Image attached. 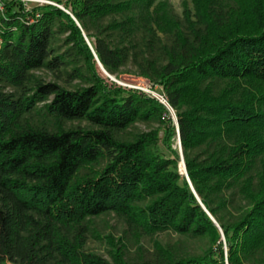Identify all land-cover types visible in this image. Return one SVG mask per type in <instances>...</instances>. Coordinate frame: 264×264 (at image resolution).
I'll use <instances>...</instances> for the list:
<instances>
[{
    "label": "trees",
    "instance_id": "16d2710c",
    "mask_svg": "<svg viewBox=\"0 0 264 264\" xmlns=\"http://www.w3.org/2000/svg\"><path fill=\"white\" fill-rule=\"evenodd\" d=\"M48 1L0 0V264H264V0Z\"/></svg>",
    "mask_w": 264,
    "mask_h": 264
},
{
    "label": "rangeland",
    "instance_id": "374dc122",
    "mask_svg": "<svg viewBox=\"0 0 264 264\" xmlns=\"http://www.w3.org/2000/svg\"><path fill=\"white\" fill-rule=\"evenodd\" d=\"M21 2L24 3V7L26 8H31L33 5L38 4L40 2L42 3H51L48 0H28V1H22L19 0ZM253 0H237L238 4H239V8L244 11L247 10L249 5L251 4ZM170 2L173 4L174 8L176 9L177 12H180L181 10V2L182 0H170ZM97 71L100 74V76L105 80V82L107 83V85L111 88L113 87H120L123 88L125 90L128 91H133V92H137L138 94L145 96V92L138 90L140 89H147L149 90V92L152 93V95H161L162 91H161V87L159 86H153L151 85L147 80L136 77L134 75H129V74H124L123 76L116 78V77H111L109 78L108 75L103 71V69L101 68V66L98 64L97 66ZM132 88H136V89H131ZM175 119V117H174ZM174 149H178L179 150V139L175 142ZM180 152V150H179ZM168 153V152H166ZM109 223L106 225H102V230H104V233L106 234L102 243L100 244H95V248L99 251V253L107 260H110V256L108 253V249L110 248L109 246H107V243H105L109 238H107L108 236H110L109 234H111L115 240H118L121 238V231L119 230V227L116 226L115 220L113 219H108ZM226 264L227 261H226Z\"/></svg>",
    "mask_w": 264,
    "mask_h": 264
},
{
    "label": "built area",
    "instance_id": "2783aa9c",
    "mask_svg": "<svg viewBox=\"0 0 264 264\" xmlns=\"http://www.w3.org/2000/svg\"><path fill=\"white\" fill-rule=\"evenodd\" d=\"M22 1H28V0H22ZM38 4H40V5H43V4H51V3H47V2H45V3H42V2H40V3H38ZM0 10H3V7H2V4H1V2H0ZM0 43H1V37H0ZM106 73V72H105ZM107 74V73H106ZM108 75V74H107ZM108 77L109 78H111L112 76H110V75H108ZM151 85H153V86H156V85H154V83H152V82H150V81H148ZM157 87V86H156ZM131 89H136V88H132V87H130ZM158 88V87H157ZM137 90V89H136ZM138 90H141V91H144L145 92V96H148V97H151V98H154V99H156L157 101H159L161 104H163V105H166L167 106V99H166V97H165V95L164 94H161V95H152V93L151 92H149V90H147V89H145V90H143V89H138ZM161 91H162V89H161Z\"/></svg>",
    "mask_w": 264,
    "mask_h": 264
},
{
    "label": "water",
    "instance_id": "95a60500",
    "mask_svg": "<svg viewBox=\"0 0 264 264\" xmlns=\"http://www.w3.org/2000/svg\"><path fill=\"white\" fill-rule=\"evenodd\" d=\"M99 65L102 67V65L99 63ZM103 68V67H102ZM179 137H178V139H179V150H180V155H181V161H182V163H183V166H184V173H182L181 171H180V174L181 175H185L186 177H187V179H188V181H189V183H190V185H191V182H190V180H189V178H188V176H187V171H186V167H185V163H184V158H183V151H182V146H181V141H180V135H178ZM198 198V197H197ZM198 200H199V202H201L200 201V199L198 198ZM203 206V205H202ZM203 208H204V210L206 211V209H205V207L203 206ZM207 212V211H206ZM208 213V215L211 217V219L216 223V221L214 220V218L211 216V214L209 213V212H207Z\"/></svg>",
    "mask_w": 264,
    "mask_h": 264
},
{
    "label": "bare ground",
    "instance_id": "6f19581e",
    "mask_svg": "<svg viewBox=\"0 0 264 264\" xmlns=\"http://www.w3.org/2000/svg\"><path fill=\"white\" fill-rule=\"evenodd\" d=\"M179 169H180V171H181L182 173H184V166H183L182 161L180 162Z\"/></svg>",
    "mask_w": 264,
    "mask_h": 264
}]
</instances>
